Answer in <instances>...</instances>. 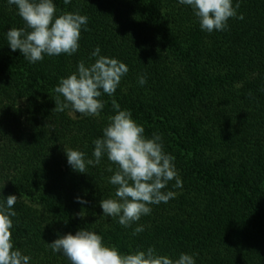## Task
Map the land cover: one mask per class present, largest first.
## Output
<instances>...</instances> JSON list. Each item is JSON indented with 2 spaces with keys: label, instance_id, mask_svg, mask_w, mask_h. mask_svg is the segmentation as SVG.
<instances>
[{
  "label": "trees",
  "instance_id": "obj_1",
  "mask_svg": "<svg viewBox=\"0 0 264 264\" xmlns=\"http://www.w3.org/2000/svg\"><path fill=\"white\" fill-rule=\"evenodd\" d=\"M53 2L57 16L86 15L88 30L82 27L74 54L30 63L6 36L26 25L15 5L0 0V204L18 197L14 250L30 256L29 264H71L48 243L87 228L122 254L154 247L173 260L192 255L195 264H264V0H232L244 18L211 33L178 0ZM96 47L129 69L112 96L99 97L100 115L52 111L60 79L81 61L94 63ZM113 100L146 137L161 135L182 180L162 190L175 198L150 205L127 228L100 207L114 197L109 178L117 166L104 155L79 173L64 151L94 159ZM140 225L144 231L132 235Z\"/></svg>",
  "mask_w": 264,
  "mask_h": 264
},
{
  "label": "clouds",
  "instance_id": "obj_2",
  "mask_svg": "<svg viewBox=\"0 0 264 264\" xmlns=\"http://www.w3.org/2000/svg\"><path fill=\"white\" fill-rule=\"evenodd\" d=\"M180 4L192 7L198 18L200 28L211 33L224 31L230 18L243 19L237 15L240 4L233 7L232 0H178ZM15 5L18 15L24 21L25 28H10L7 41L10 49L17 50L30 63H36L48 56L61 54L72 55L79 48L81 29L87 31L88 17L79 12H64L56 15L57 8L53 0H8ZM65 4L71 0H64ZM97 57L94 63L86 66L79 62L77 71L66 78H61L54 88L55 107L52 111H72L83 116L97 117L104 108L99 99L102 94L112 96L122 77L129 71L128 66L115 59L100 55V48L92 52ZM146 77L140 76L138 83L143 86ZM63 97L61 100L60 97ZM115 114L108 117V124L103 129V136L93 141L94 159L85 160V153L79 150L65 149L67 162L74 171L86 173L88 165H98L102 156L117 166L109 183L115 186L114 197L100 200L103 215L118 218V223L127 228L138 222L142 216L152 211L150 205L167 203L175 198L173 191L166 189L169 182L175 180V187H182L174 157L164 151L162 137L153 133L145 136V129L132 118L129 110H121L113 100ZM107 171L112 172V167ZM6 202L0 204V264H29L30 256L22 254L13 247L12 217L18 197L8 195ZM77 202L87 201L77 197ZM81 217L84 215L79 213ZM144 231V226H137L132 235ZM53 253H62L71 264H195L192 255L181 253L173 260L157 253L154 247L122 254L114 245L105 244L103 237L87 228L78 230L74 235L68 233L48 243Z\"/></svg>",
  "mask_w": 264,
  "mask_h": 264
}]
</instances>
